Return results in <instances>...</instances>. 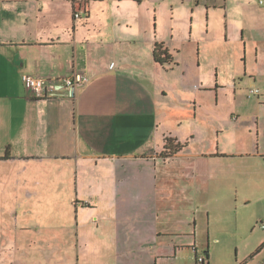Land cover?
Segmentation results:
<instances>
[{"label":"crops","instance_id":"crops-1","mask_svg":"<svg viewBox=\"0 0 264 264\" xmlns=\"http://www.w3.org/2000/svg\"><path fill=\"white\" fill-rule=\"evenodd\" d=\"M76 11L83 14L76 18ZM258 33L262 39H258ZM156 43L164 44L173 56L172 63L160 64L155 60ZM263 52L264 0H0V130L8 128L16 132L5 141L0 138V176L7 161L27 162L23 167L25 178L17 182L19 187L11 190L5 185L0 192L5 194V200L11 201L17 230L33 227L24 220L20 223L24 214L20 201L27 203L30 197L28 194L21 198L20 189H27L34 176L38 180L49 171L48 164L40 166L41 163L50 159L63 161L58 175L65 178L73 175V171L78 180L81 175L93 176L92 168L85 170L80 161L100 155L89 151L90 146L100 141L96 133L91 138L84 137V128L104 129L115 124L138 127L142 120L150 121L158 129L160 125L172 126L174 121L192 126L201 120L198 111L203 110L200 101L204 100V94L211 92L216 96L215 113L220 111L225 96L230 95L240 104L244 101L241 98L246 97L243 89L246 80L257 82L259 76H264ZM77 72L88 76L89 81L76 90L66 87L62 78ZM25 74L50 78V87L41 96L35 95L25 85ZM145 81L153 84L154 92H149ZM260 93L261 89L254 93L258 95L254 101L257 107L264 101L260 98L264 93ZM164 96L179 99H173L168 108ZM151 102L156 107L155 114L145 112ZM187 103L194 107L191 114L184 106ZM174 109L184 116L173 118L169 111ZM222 115L215 120L225 119ZM230 115L231 119L224 121L228 124L219 128L222 127L223 135L228 134L225 138L232 134V141L238 143L240 134L236 128L251 122L239 120L241 114L236 107ZM174 138V145L177 142L185 145L171 157L163 152L161 156L167 162L174 157L194 160L198 158L193 156H215L213 152L194 148L190 142L183 143L177 136ZM191 139H195V134ZM236 146L237 150H223L222 156L239 158L245 163L248 158L264 157L260 145L254 150ZM141 148L136 151L142 155ZM150 149L157 154L153 147ZM31 160L39 161V165L31 167ZM72 160H76V169ZM68 165L72 167L68 169ZM106 177L109 186L104 189L114 195L113 200L105 201L108 208L101 207L103 201L99 200L91 207L87 219V210L85 216L79 210L78 224L84 221L87 224L91 219L99 228L102 220L115 219L114 171ZM61 188L64 189L63 185ZM200 191L209 190H201L193 183L181 187L170 181L165 185L157 183L155 207L147 205L156 224L151 239L157 243L151 244V251L146 254L150 255V264H183L175 262L172 255L179 259L186 246L199 254L197 228L201 222L196 215L193 219L192 216L195 211L199 214L194 193L198 195ZM1 207L5 208V204ZM143 210L146 213V207ZM51 223L64 222L59 218ZM35 227L43 230V222L37 220ZM52 228L47 226L45 230L51 232ZM53 235L51 232L50 239ZM77 236L80 245L82 239H87L79 226ZM65 238L64 234L52 242L40 237L33 243H46L44 250H50L54 256ZM83 243L80 252L88 246L87 241ZM67 259L69 264H76L73 256Z\"/></svg>","mask_w":264,"mask_h":264},{"label":"rangeland","instance_id":"rangeland-1","mask_svg":"<svg viewBox=\"0 0 264 264\" xmlns=\"http://www.w3.org/2000/svg\"><path fill=\"white\" fill-rule=\"evenodd\" d=\"M262 38V34L258 33V39ZM248 81L243 87L246 95L241 98L244 100L243 106V102H234L228 95L222 98L223 103L219 105L221 108L217 106L220 111L215 113L216 96L211 92L204 94V100L200 101L203 110L198 111V119L201 118L202 121L195 122L192 126L178 125L174 121V125H160L162 127L158 129L150 121L142 120L138 127H120L115 124L104 129L84 128V137L88 135L91 138L96 133L100 141V144L89 147L90 152L100 155L85 157L80 161L85 170L92 168L93 176L91 173L88 176L81 175L78 180L76 171H73V175L65 178L58 175L63 161L50 159L45 164L41 163L40 166L47 163L49 171L38 180V176H34L35 180L29 181L27 189H20L21 198L30 195L27 203L20 201L24 213L21 214L20 223L24 220L32 224L31 229L17 230L15 218L12 217L11 201L5 200V194L0 193V264H69L67 258L72 256L76 264H150V255L146 254L151 251V244L157 243L151 239L156 224L153 216L149 215L148 207H155L157 183L165 185L167 181L179 187L193 183L201 190H209L208 193H196L197 197L194 193L199 214L195 211L192 219L196 215L201 222L197 228L199 255L206 257V250H209L210 264H264V157L248 158L245 163V160L239 158L222 156L223 150H237L236 144L241 150H254L259 145L260 149H264V101L260 107L254 102L258 99V95L254 93L258 94L260 89V94L264 93V76H259L257 82ZM145 83L149 92H154L153 84L147 81ZM256 88H259L258 92L253 91ZM154 97L156 100V96ZM260 98L264 100V95ZM173 99L178 100L179 97L164 96V105L170 108ZM184 106L191 114L194 107L188 103ZM235 107L236 112L241 114L239 120L251 122L241 129L236 128L240 134L241 146L239 141H232L234 135L225 138L228 134L223 135L222 127L219 128V125L228 124L224 121L231 119L230 114L235 111ZM163 109L167 113V108ZM145 112L155 114V105L151 102ZM169 114L173 118L184 116L183 112L175 109L170 110ZM219 115L225 119L215 120ZM0 131L2 141L10 139L16 133L14 129L8 128ZM258 131L260 138L257 137ZM170 132L173 137L169 136ZM192 134H195L194 140L191 139ZM174 136L183 143L190 142L194 148L199 147L207 153L213 152L215 156H193L198 158L194 160L190 157H174L167 162L161 154L166 153V157L174 155L170 154L176 147L173 144L176 141ZM168 142H172L170 148H166ZM140 146L142 155L136 151ZM151 147L157 154L152 152ZM26 163L23 160L5 163L0 176V192L5 189V185L11 190L19 187L17 182L20 180L21 183V179L25 178L23 167L27 166ZM31 165H39V161L31 160ZM72 166L76 169V160H72ZM72 166L68 165V169ZM112 170L117 187V199L113 207L116 209L115 219L102 220L99 228H96V222H91V219L87 224H84L85 221L78 224L76 219L79 210H82L83 215L87 210V215H84L87 219L86 217L91 216V207L99 200L103 201L101 207L108 208L105 201L113 200L114 195L104 188L109 186L106 175H110ZM202 170L209 172L208 175L201 173ZM1 204H5V208ZM145 207L146 213L143 210ZM104 211L108 212V209L105 208ZM59 218L64 223H51L53 219ZM37 220L43 222V230L35 227ZM47 226L53 227L52 239L51 232L45 230ZM78 226L87 235L88 246L85 245L82 252L79 248L86 241L82 239L81 245L79 244ZM64 234L66 238L62 247L54 252V256L49 253L50 250H44V247L47 248L46 243H33L40 237L56 242ZM29 242L32 246L26 248ZM174 256L172 255L175 262L196 264L195 251L190 247L182 248L179 259Z\"/></svg>","mask_w":264,"mask_h":264},{"label":"built area","instance_id":"built-area-1","mask_svg":"<svg viewBox=\"0 0 264 264\" xmlns=\"http://www.w3.org/2000/svg\"><path fill=\"white\" fill-rule=\"evenodd\" d=\"M263 2V0H261ZM83 14V11H76L75 17L79 18ZM23 80L25 82L26 87L31 90L35 95L41 96L44 92L48 90L50 87V78L43 77V76H37V75H31V74H25L23 76ZM63 83L66 87L72 88L76 90L80 85H84L89 81V77L84 75L83 73H74L70 76H64L62 78ZM254 92H258V90L254 89ZM197 253V252H196ZM205 260L204 255H196V261H198V264H202Z\"/></svg>","mask_w":264,"mask_h":264},{"label":"trees","instance_id":"trees-1","mask_svg":"<svg viewBox=\"0 0 264 264\" xmlns=\"http://www.w3.org/2000/svg\"><path fill=\"white\" fill-rule=\"evenodd\" d=\"M154 58L157 62L160 64H165V63H172L173 62V56L169 53L168 49L164 46L163 43H156L155 49H154ZM170 145H172V142H168L166 145V148H170ZM176 147L174 151H171L172 153L170 154H175L177 152H180L183 149V146L185 144H182L181 142H177ZM207 256L205 257V260L202 264H210L209 261V250L206 251ZM198 261H196V264Z\"/></svg>","mask_w":264,"mask_h":264}]
</instances>
